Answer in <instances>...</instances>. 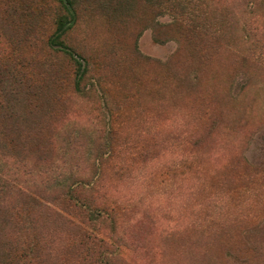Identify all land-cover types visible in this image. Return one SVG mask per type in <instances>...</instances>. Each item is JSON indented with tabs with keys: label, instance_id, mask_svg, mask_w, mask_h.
<instances>
[{
	"label": "rangeland",
	"instance_id": "374dc122",
	"mask_svg": "<svg viewBox=\"0 0 264 264\" xmlns=\"http://www.w3.org/2000/svg\"><path fill=\"white\" fill-rule=\"evenodd\" d=\"M210 1L219 6L214 19L222 35L201 49L193 48L195 40L185 47L175 38L159 43L158 24L137 26L129 4L134 18L124 30L98 20L88 32L98 52L121 49L107 67L109 80L129 95L120 153L105 167L95 196L97 203L124 205L115 231L102 225L117 247L116 264L264 262V15L258 21L247 17L243 0ZM171 21L168 15L156 18ZM7 41L0 30V48ZM141 57L152 61L142 63ZM158 62L171 64L164 83ZM67 90L45 182L87 176L91 167L85 160L102 153L92 143L96 148L102 143L99 136L112 119L100 91L84 99ZM111 92H117L113 85ZM120 96L119 90L116 99ZM130 146L144 154L134 156ZM10 167L6 163L2 170ZM69 248L58 251L55 264H87L76 262Z\"/></svg>",
	"mask_w": 264,
	"mask_h": 264
},
{
	"label": "trees",
	"instance_id": "16d2710c",
	"mask_svg": "<svg viewBox=\"0 0 264 264\" xmlns=\"http://www.w3.org/2000/svg\"><path fill=\"white\" fill-rule=\"evenodd\" d=\"M244 1L247 17L258 21L264 15V0ZM128 4L137 26L158 24L154 34L161 44L175 38L185 47L195 40L193 48L201 49L222 35L214 19L219 6L210 0H0V30L8 37L7 47L0 48V264H55L58 251L68 246L78 263L118 260L117 247L107 232L102 233V225L115 227L124 205L97 203L95 196L102 188L105 167L116 163L120 153L118 139L129 121L124 103L129 95L109 80L108 68L121 49L110 55L98 52L90 46L88 32L98 20L117 32L124 30L134 18ZM157 9V15L150 14ZM166 15L171 23L156 22ZM114 41L120 44V38ZM258 42L257 48L263 46L262 40ZM150 61L141 57L140 62ZM158 65V78L164 83L172 74L171 64ZM68 88L84 99L103 93L112 119L105 134L100 133L102 143L97 148L92 143L96 153H102L95 159L91 153L85 160L91 167L87 176L45 182ZM130 150L134 156L144 154L137 146ZM6 163L13 167L3 171Z\"/></svg>",
	"mask_w": 264,
	"mask_h": 264
}]
</instances>
